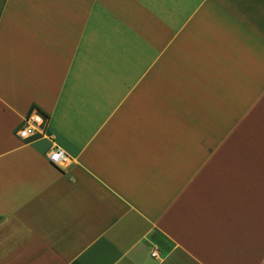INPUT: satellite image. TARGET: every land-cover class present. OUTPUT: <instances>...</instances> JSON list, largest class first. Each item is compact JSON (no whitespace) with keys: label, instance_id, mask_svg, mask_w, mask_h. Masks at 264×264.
<instances>
[{"label":"crops","instance_id":"0c3cea01","mask_svg":"<svg viewBox=\"0 0 264 264\" xmlns=\"http://www.w3.org/2000/svg\"><path fill=\"white\" fill-rule=\"evenodd\" d=\"M247 1L0 0V264H264Z\"/></svg>","mask_w":264,"mask_h":264},{"label":"built area","instance_id":"2783aa9c","mask_svg":"<svg viewBox=\"0 0 264 264\" xmlns=\"http://www.w3.org/2000/svg\"><path fill=\"white\" fill-rule=\"evenodd\" d=\"M48 126L49 116L39 109L32 108L26 115L23 125L19 128L18 135L23 139H28L37 134H47ZM50 138H53V136H50ZM64 154L60 147L54 145L48 156L51 162L58 163L64 157Z\"/></svg>","mask_w":264,"mask_h":264},{"label":"rangeland","instance_id":"374dc122","mask_svg":"<svg viewBox=\"0 0 264 264\" xmlns=\"http://www.w3.org/2000/svg\"><path fill=\"white\" fill-rule=\"evenodd\" d=\"M248 2V8H251L253 11H255V9H256V6L258 5V3H260V2H264V0H252V1H247ZM251 3L254 5H251ZM251 6H253V7H251Z\"/></svg>","mask_w":264,"mask_h":264}]
</instances>
